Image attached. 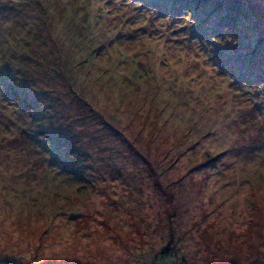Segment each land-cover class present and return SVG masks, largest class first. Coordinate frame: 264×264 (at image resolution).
I'll use <instances>...</instances> for the list:
<instances>
[{
  "label": "rangeland",
  "instance_id": "rangeland-1",
  "mask_svg": "<svg viewBox=\"0 0 264 264\" xmlns=\"http://www.w3.org/2000/svg\"><path fill=\"white\" fill-rule=\"evenodd\" d=\"M171 1L0 0V263L264 264V0Z\"/></svg>",
  "mask_w": 264,
  "mask_h": 264
},
{
  "label": "trees",
  "instance_id": "trees-1",
  "mask_svg": "<svg viewBox=\"0 0 264 264\" xmlns=\"http://www.w3.org/2000/svg\"><path fill=\"white\" fill-rule=\"evenodd\" d=\"M125 1L127 2L126 5L127 4H130L131 5L132 3L135 2V0H125ZM150 1L156 2L157 0H150ZM175 3H177L176 5H178L177 8L179 9V11H184L185 13L190 14L195 9H198L201 4H203L201 6H208V7H210V8H206L207 10H209V9H212V8L216 7V5H217L218 2L215 1V0H172L171 1V4L172 5L175 4ZM136 5H139V3H137ZM207 10H203V12L204 11H207ZM247 11H249L248 8H244V6L242 4H240V2H237L236 4H233L232 6L229 7V15H228V18H229V20L231 19V21H234V23L236 24V22L240 21L241 19L243 20V19L246 18ZM180 13H182V12H180ZM186 17H187V15H186ZM230 30L231 29H228L227 24H222V23H221V25L219 24L218 25V29L216 31H214V33H213V39L218 44H224L225 42H223V40H224V38L226 37V35L228 34V32ZM218 32H220V35H218ZM228 39H229V37H228ZM22 68L24 69V65H23ZM31 68H29V69H31ZM29 69L27 68V70H29ZM19 93H20V91H18V93H15V94H19ZM4 95H5V99H8L10 97L9 95H11V94L6 93ZM19 99H20V96L17 95V99L14 100V102H13L14 103L13 104L14 107H16V104L19 103ZM56 135L57 134H55V133L50 134V141H53V139L56 137ZM7 264H12V263L11 262H7Z\"/></svg>",
  "mask_w": 264,
  "mask_h": 264
},
{
  "label": "water",
  "instance_id": "water-1",
  "mask_svg": "<svg viewBox=\"0 0 264 264\" xmlns=\"http://www.w3.org/2000/svg\"><path fill=\"white\" fill-rule=\"evenodd\" d=\"M0 264H7V262H5V263H0Z\"/></svg>",
  "mask_w": 264,
  "mask_h": 264
}]
</instances>
